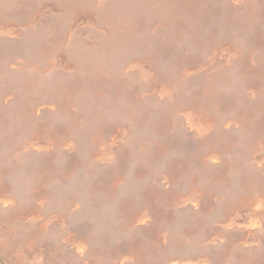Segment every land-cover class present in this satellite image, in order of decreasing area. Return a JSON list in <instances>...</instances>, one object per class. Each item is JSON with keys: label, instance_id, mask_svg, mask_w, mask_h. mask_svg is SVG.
<instances>
[{"label": "rangeland", "instance_id": "obj_1", "mask_svg": "<svg viewBox=\"0 0 264 264\" xmlns=\"http://www.w3.org/2000/svg\"><path fill=\"white\" fill-rule=\"evenodd\" d=\"M0 264H264V0H0Z\"/></svg>", "mask_w": 264, "mask_h": 264}, {"label": "bare ground", "instance_id": "obj_2", "mask_svg": "<svg viewBox=\"0 0 264 264\" xmlns=\"http://www.w3.org/2000/svg\"><path fill=\"white\" fill-rule=\"evenodd\" d=\"M126 6V5H125ZM130 7V6H129ZM124 11V10H123ZM153 14V13H152ZM112 29V28H111ZM142 32V31H141ZM135 37V36H134ZM137 41V40H136ZM123 41H121V43H122ZM128 42V41H127ZM120 43V42H119ZM135 43V42H134ZM131 44V42L129 43V45ZM127 46V45H126ZM117 50H118V46H117V48H116ZM119 52H122V50L121 51H119ZM118 52V53H119ZM120 54V53H119ZM119 54H117V55H119ZM121 56V55H120ZM115 57H117V56H115Z\"/></svg>", "mask_w": 264, "mask_h": 264}]
</instances>
